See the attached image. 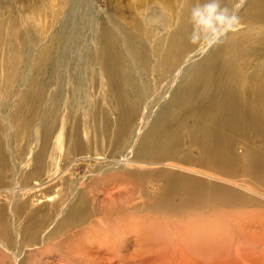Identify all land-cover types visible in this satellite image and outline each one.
<instances>
[{
  "label": "bare ground",
  "instance_id": "obj_1",
  "mask_svg": "<svg viewBox=\"0 0 264 264\" xmlns=\"http://www.w3.org/2000/svg\"><path fill=\"white\" fill-rule=\"evenodd\" d=\"M81 1L22 71L0 57V264H264L259 46L240 19L193 42L198 0L103 20L86 0L85 28ZM245 7L261 36L264 0Z\"/></svg>",
  "mask_w": 264,
  "mask_h": 264
},
{
  "label": "rangeland",
  "instance_id": "obj_2",
  "mask_svg": "<svg viewBox=\"0 0 264 264\" xmlns=\"http://www.w3.org/2000/svg\"><path fill=\"white\" fill-rule=\"evenodd\" d=\"M71 1L72 0H0V57H5L6 55L10 56L12 55V51H15L13 56L8 59L16 66V73L22 71V62L26 59V57L21 55L22 49L20 50L19 47L25 44H33L31 45L32 48L34 46L42 48L48 45L51 38L55 35V29L60 19L65 16L68 6L71 5ZM185 1L189 0H172L171 4L178 9ZM246 1L247 0H244L243 5L237 12L239 19L242 22L240 27L247 30V33L251 35V42L256 43L260 48V54L254 55L250 61L252 63H257L258 66L264 67V24L260 23L261 27L259 31L263 34L258 36L254 34V27L247 24L248 20L241 19L244 10H247L245 7ZM121 3L125 5L129 4L132 8H130L132 15L139 18L146 15L153 16L159 10L157 0H94V5L92 6L93 8L90 11V14L93 17L95 13L98 14L100 20H103V17L107 13L109 18L114 15L118 19H124V16L121 15L117 9V5ZM79 8L80 12L78 13L79 19L77 22L79 27L81 25L82 28H85V22H83L84 18L81 19V16L86 15L85 11L89 10V4L86 0H82L81 3H79ZM162 9L166 10L167 6L162 5ZM252 25L254 26L255 23ZM81 34H84V32L81 31ZM9 46L13 47V50L8 53L6 51L3 56V51L8 50ZM32 67L34 68L35 73L36 70H38L37 66L33 64ZM57 68H60V66L58 65ZM2 72L3 68L0 69L1 79ZM12 79H17V77L13 75ZM35 79L37 80V76ZM51 87H53V85ZM14 97L16 98V95L13 96L12 99ZM11 101L10 104L13 103V100ZM8 131L9 129L5 132L7 133ZM6 133L2 136V148L6 154V159L18 158L16 157L17 149L14 147V141L10 140L7 142L6 137H4ZM53 139L54 138H52V142L55 144L53 146L51 143V158H60V156L54 151L59 148V144L54 142ZM246 140H250L251 143H254L251 135H248ZM11 147H13L12 153L10 150ZM246 148L247 145L244 146V144L236 143L235 151L243 154Z\"/></svg>",
  "mask_w": 264,
  "mask_h": 264
},
{
  "label": "clouds",
  "instance_id": "obj_3",
  "mask_svg": "<svg viewBox=\"0 0 264 264\" xmlns=\"http://www.w3.org/2000/svg\"><path fill=\"white\" fill-rule=\"evenodd\" d=\"M244 0H235L233 8L222 6L221 0H198L191 9L193 32L191 39L198 42L204 37L214 43L233 30L239 22L237 12Z\"/></svg>",
  "mask_w": 264,
  "mask_h": 264
}]
</instances>
